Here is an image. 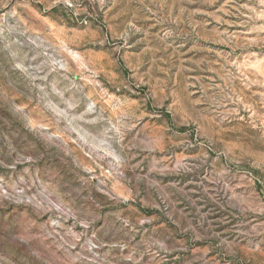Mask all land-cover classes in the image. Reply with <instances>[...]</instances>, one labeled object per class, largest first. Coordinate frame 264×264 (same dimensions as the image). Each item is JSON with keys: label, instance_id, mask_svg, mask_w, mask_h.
I'll return each instance as SVG.
<instances>
[{"label": "rangeland", "instance_id": "rangeland-1", "mask_svg": "<svg viewBox=\"0 0 264 264\" xmlns=\"http://www.w3.org/2000/svg\"><path fill=\"white\" fill-rule=\"evenodd\" d=\"M0 264H264V0H0Z\"/></svg>", "mask_w": 264, "mask_h": 264}]
</instances>
